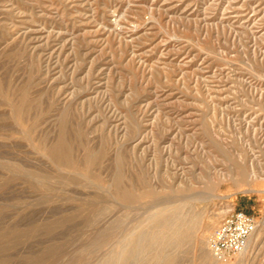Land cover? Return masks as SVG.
Wrapping results in <instances>:
<instances>
[{
  "label": "rangeland",
  "instance_id": "374dc122",
  "mask_svg": "<svg viewBox=\"0 0 264 264\" xmlns=\"http://www.w3.org/2000/svg\"><path fill=\"white\" fill-rule=\"evenodd\" d=\"M262 1L0 0V264H264Z\"/></svg>",
  "mask_w": 264,
  "mask_h": 264
},
{
  "label": "built area",
  "instance_id": "2783aa9c",
  "mask_svg": "<svg viewBox=\"0 0 264 264\" xmlns=\"http://www.w3.org/2000/svg\"><path fill=\"white\" fill-rule=\"evenodd\" d=\"M257 226L258 220L254 214L233 209L210 236L209 245L215 257L227 260L243 253Z\"/></svg>",
  "mask_w": 264,
  "mask_h": 264
},
{
  "label": "bare ground",
  "instance_id": "6f19581e",
  "mask_svg": "<svg viewBox=\"0 0 264 264\" xmlns=\"http://www.w3.org/2000/svg\"><path fill=\"white\" fill-rule=\"evenodd\" d=\"M263 2V1H262ZM264 3V2H263ZM263 11V10H262ZM261 11V12H262ZM260 12V13H261ZM264 50V49H263ZM27 57V56H26ZM59 153V152H58ZM56 161V160H55ZM246 171V170H245ZM244 171V172H245ZM244 172H242L243 174H245ZM244 176V175H243ZM256 174H255V171H253V174H252V177H255ZM248 178V177H247ZM249 178H250V175H249ZM259 226H257L255 232L252 234V236L250 237L249 239V242H248V248L253 244V239L255 237L256 234H259ZM209 232H203L200 237H199V244H200V247L201 249L205 252V254L207 256H209L211 259H213L215 261V264L217 262V264H223L222 262H218L216 261V259H214V254L212 253V251L210 250L209 248ZM123 244V243H122ZM216 258V257H215ZM223 261V260H222ZM239 261V260H238Z\"/></svg>",
  "mask_w": 264,
  "mask_h": 264
}]
</instances>
